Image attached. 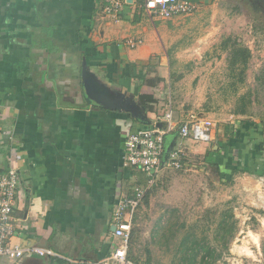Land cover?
Segmentation results:
<instances>
[{
    "label": "crops",
    "instance_id": "1",
    "mask_svg": "<svg viewBox=\"0 0 264 264\" xmlns=\"http://www.w3.org/2000/svg\"><path fill=\"white\" fill-rule=\"evenodd\" d=\"M188 1L191 14L166 20L149 17L144 0H122L120 14L103 0H0V176L19 178L13 243L56 254L0 264H117L118 191L147 182L123 167L127 135L162 127L167 113L187 120L169 107L173 71L193 68L223 36L264 32V0ZM187 141L168 135L166 149ZM220 149L208 161L232 162L233 148Z\"/></svg>",
    "mask_w": 264,
    "mask_h": 264
},
{
    "label": "rangeland",
    "instance_id": "2",
    "mask_svg": "<svg viewBox=\"0 0 264 264\" xmlns=\"http://www.w3.org/2000/svg\"><path fill=\"white\" fill-rule=\"evenodd\" d=\"M238 34V44L252 52L243 83L230 75L225 36L212 52L197 54L193 68L172 73L169 107L212 120L215 139L186 140L182 168L165 169L151 189L134 221L128 258L136 264H264V171L251 159L264 142V32ZM243 106L244 116L237 113ZM253 122L263 129L257 145L247 136L239 142L245 145L233 143L232 162L231 156L223 166L208 161L226 142V126L246 134ZM203 145L205 155L191 153Z\"/></svg>",
    "mask_w": 264,
    "mask_h": 264
},
{
    "label": "built area",
    "instance_id": "3",
    "mask_svg": "<svg viewBox=\"0 0 264 264\" xmlns=\"http://www.w3.org/2000/svg\"><path fill=\"white\" fill-rule=\"evenodd\" d=\"M108 13L120 14L122 0H103ZM143 8L151 18L171 19L191 14L195 6L188 0H144ZM132 46L134 42H130ZM165 127H146L129 133L125 140L123 167L133 168L147 177L145 186L137 185L124 192L119 189L112 214L115 228L114 243L110 258L117 264H135L128 258L135 217L144 203L148 192L157 184L164 169H180L183 166V150L176 149L166 154L165 138L178 134L181 139L194 143L209 144L213 141L214 122L199 115H190L182 122H176L170 113L164 118ZM19 187L17 172L8 170L0 176V258L16 262L28 255L52 258L56 254L33 245L13 243L20 236L16 229L14 210Z\"/></svg>",
    "mask_w": 264,
    "mask_h": 264
},
{
    "label": "trees",
    "instance_id": "4",
    "mask_svg": "<svg viewBox=\"0 0 264 264\" xmlns=\"http://www.w3.org/2000/svg\"><path fill=\"white\" fill-rule=\"evenodd\" d=\"M239 42H235L232 40V38H226L222 44V48L224 50H227L229 48H232L231 52V57L229 59V70H230V75L232 77H238V82L241 84L244 82V76L246 74V71L249 66V62L251 60L252 53L247 47H242L238 44ZM231 44V47H230ZM141 102L144 106L147 107L146 101H145V96L141 97ZM238 114L244 116L247 114L246 112V107L243 106L241 110L237 112ZM249 124V123H248ZM255 128L256 131L252 130V128ZM249 128L251 131H248L246 134H241L242 129H237V131H232L233 128L230 126L226 127V132H225V137H226V143L233 147V143H237L238 145L241 144L239 143L240 141L244 142V139L248 138L251 139L253 142L258 143L260 140L256 136L262 135L263 134V129L258 126V124H255L254 122L252 124H249ZM258 128V129H257ZM249 129V130H250ZM261 130V131H259ZM250 133H253L251 136ZM174 135H177L176 133ZM256 138H253V137ZM260 145L257 146V151H254L252 154V160L255 161V164L258 168V170L264 171V142H259ZM245 145V144H241ZM257 145V144H256ZM253 163V162H252ZM157 185V184H156ZM151 191V190H150ZM151 195V192H148L147 196L144 199V204L148 203L149 197ZM141 208V207H140ZM134 229V228H133ZM133 233V231H132ZM132 261V260H131ZM133 262V261H132ZM194 260H190V264H193ZM136 264V263H135Z\"/></svg>",
    "mask_w": 264,
    "mask_h": 264
},
{
    "label": "water",
    "instance_id": "5",
    "mask_svg": "<svg viewBox=\"0 0 264 264\" xmlns=\"http://www.w3.org/2000/svg\"><path fill=\"white\" fill-rule=\"evenodd\" d=\"M163 127H165L164 124H162V127H161V128H163ZM170 151H171V150H167V151H166V154H168ZM114 230H115V228L112 227V232H114Z\"/></svg>",
    "mask_w": 264,
    "mask_h": 264
}]
</instances>
